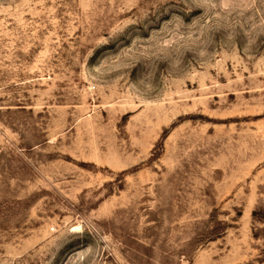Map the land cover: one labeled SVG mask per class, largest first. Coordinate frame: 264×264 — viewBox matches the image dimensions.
Wrapping results in <instances>:
<instances>
[{"label": "rangeland", "instance_id": "obj_1", "mask_svg": "<svg viewBox=\"0 0 264 264\" xmlns=\"http://www.w3.org/2000/svg\"><path fill=\"white\" fill-rule=\"evenodd\" d=\"M0 264H264V0H0Z\"/></svg>", "mask_w": 264, "mask_h": 264}, {"label": "bare ground", "instance_id": "obj_2", "mask_svg": "<svg viewBox=\"0 0 264 264\" xmlns=\"http://www.w3.org/2000/svg\"><path fill=\"white\" fill-rule=\"evenodd\" d=\"M76 228L80 230V226H77ZM76 228H75V229H76Z\"/></svg>", "mask_w": 264, "mask_h": 264}]
</instances>
